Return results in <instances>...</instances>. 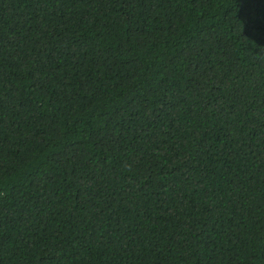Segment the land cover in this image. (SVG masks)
I'll return each mask as SVG.
<instances>
[{
  "label": "trees",
  "instance_id": "trees-1",
  "mask_svg": "<svg viewBox=\"0 0 264 264\" xmlns=\"http://www.w3.org/2000/svg\"><path fill=\"white\" fill-rule=\"evenodd\" d=\"M0 264H264V0H0Z\"/></svg>",
  "mask_w": 264,
  "mask_h": 264
}]
</instances>
